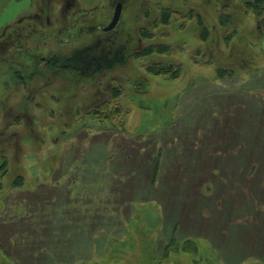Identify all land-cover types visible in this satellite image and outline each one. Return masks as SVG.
Here are the masks:
<instances>
[{
    "label": "rangeland",
    "instance_id": "obj_1",
    "mask_svg": "<svg viewBox=\"0 0 264 264\" xmlns=\"http://www.w3.org/2000/svg\"><path fill=\"white\" fill-rule=\"evenodd\" d=\"M7 9L0 264H264V0Z\"/></svg>",
    "mask_w": 264,
    "mask_h": 264
},
{
    "label": "crops",
    "instance_id": "obj_2",
    "mask_svg": "<svg viewBox=\"0 0 264 264\" xmlns=\"http://www.w3.org/2000/svg\"><path fill=\"white\" fill-rule=\"evenodd\" d=\"M12 0H0V29L2 28L1 26V19L3 17H10L9 20H7V22H10L12 20H15L17 17H19L20 15V12L19 11H16L18 14H16V16L14 18H12L11 14L10 13H7L8 12V7L9 5L11 4Z\"/></svg>",
    "mask_w": 264,
    "mask_h": 264
},
{
    "label": "water",
    "instance_id": "obj_3",
    "mask_svg": "<svg viewBox=\"0 0 264 264\" xmlns=\"http://www.w3.org/2000/svg\"><path fill=\"white\" fill-rule=\"evenodd\" d=\"M122 9H123V4L119 2L116 5L115 11H114V15H113V18H112L110 24L106 27L107 29H111V28L115 27L118 24V22H119V20L121 18Z\"/></svg>",
    "mask_w": 264,
    "mask_h": 264
},
{
    "label": "trees",
    "instance_id": "obj_4",
    "mask_svg": "<svg viewBox=\"0 0 264 264\" xmlns=\"http://www.w3.org/2000/svg\"><path fill=\"white\" fill-rule=\"evenodd\" d=\"M205 152H206V154L208 153V150H205ZM133 171V175H135L136 174V172H134V170H132ZM76 176H78V174H76ZM77 179H75V181H76ZM251 186V185H250ZM234 189H237L236 188V186L235 187H233V189L232 190H234ZM253 189H254V191H252V194L250 195V204H255L256 203V199H257V195H258V193H259V191L261 190L260 188H259V186H255L254 185V187H253ZM239 191L240 192H242L243 193V191L241 190V188L239 189ZM238 191V192H239ZM236 193V192H235ZM231 194H233V195H235L234 194V192L233 193H231ZM234 201V200H233Z\"/></svg>",
    "mask_w": 264,
    "mask_h": 264
}]
</instances>
